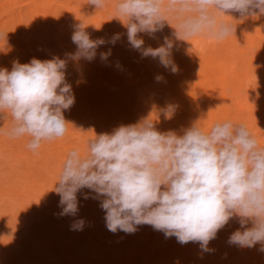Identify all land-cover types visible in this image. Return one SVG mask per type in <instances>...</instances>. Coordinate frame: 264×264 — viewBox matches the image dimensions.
Returning a JSON list of instances; mask_svg holds the SVG:
<instances>
[{
	"label": "clouds",
	"instance_id": "9594fccd",
	"mask_svg": "<svg viewBox=\"0 0 264 264\" xmlns=\"http://www.w3.org/2000/svg\"><path fill=\"white\" fill-rule=\"evenodd\" d=\"M88 3L96 11L108 6V0ZM113 9L126 28L131 48L142 58L158 59L175 74L179 69L173 59V40L165 36L153 48L145 46L138 34L157 39L167 23L175 29L177 40L222 41L235 33L237 24L227 23L221 14L238 13L243 22L264 15V0H115ZM85 27L81 23L73 31L76 50L65 58L54 55L41 61L34 57L25 64L13 61L11 70L0 68V114L11 117L10 126L0 135L27 138L33 152L42 143L65 136L69 123L64 112L75 103L67 81L69 62H92L97 55L107 61L111 48L99 49L115 46L122 38L115 33L107 39H92ZM53 191L60 197L61 217L77 216L80 193L84 199L99 200L105 226L113 234H134L140 226L149 225L181 245L197 242L202 252H211L210 241L237 217L239 227L230 234L228 244L241 249L259 245L264 252V145L243 123L216 122L205 130L197 121L163 132L150 118L121 124L111 133L94 135L83 152L73 147ZM85 223L74 219L70 230L82 231Z\"/></svg>",
	"mask_w": 264,
	"mask_h": 264
},
{
	"label": "rangeland",
	"instance_id": "374dc122",
	"mask_svg": "<svg viewBox=\"0 0 264 264\" xmlns=\"http://www.w3.org/2000/svg\"><path fill=\"white\" fill-rule=\"evenodd\" d=\"M18 1H20V3L14 5L16 10H18V6L19 9L20 6L28 7L27 5H24L26 2L23 0ZM71 1L73 0H67L66 2L71 5ZM111 1L115 3V0H109L108 3ZM80 2L81 5L78 3L80 6L78 5L77 7L76 16L81 17L84 20V18L90 16L87 12V8L93 5L88 4L89 0H81ZM23 7L21 10L22 13H25L27 10L23 9ZM15 8L14 12H16ZM54 10L55 7H51L49 12ZM78 10L82 15L78 13ZM17 12H19V10ZM99 14H102L99 19L103 20L106 18L104 9L103 11L98 10V15ZM67 15L69 14L66 13L63 16L66 17ZM25 16L26 18L28 17V23H30L29 21L33 22L34 18H32V16H28L27 14H25ZM7 17L8 15L5 10L0 8V22L4 23V21L8 19ZM109 17H114L111 19L108 18L109 24H106L104 28H102L104 25L102 26L101 24L98 26V32H92L94 34L98 33V35L102 34V36L105 35L103 37L107 39L111 37L114 32L122 31L123 24L121 25L117 20L116 13L112 11ZM85 22L89 24V20H86ZM1 23L0 25H2ZM13 23L12 25H15ZM88 24L87 26H89ZM12 25V28L10 27L8 30L3 29L2 33H0V38L6 40L7 44H14V47L11 46V49L21 43L22 36L25 35V33L23 35L14 34L13 32L15 29ZM166 26L167 25H165L163 29H166L165 31L168 29ZM119 27L122 29H119ZM50 30L52 31L51 27ZM104 30H107L108 32L110 31L109 34L111 35L107 34L108 32ZM33 32L34 34L32 33V36H36L34 39H38L39 36L37 35V29ZM90 32L91 31L88 33L90 34ZM92 32L90 37L94 36ZM162 32L163 31L156 34L157 39H150V44H152L151 47L156 48V46L158 47L160 45V39L161 36H163ZM170 32L171 31H169V33ZM44 37L42 36V38ZM51 37L52 40H54V36ZM51 37H49L50 40ZM97 37L101 36H95V38ZM55 41H50V44H48V49L51 50H49L48 54H46V50L43 51L38 49L40 47H42L40 49L44 48V46L38 42L37 44L35 42L36 46L31 43L32 46L29 45L28 48L21 44V50H25V53L23 54H26L27 52L26 55H23L25 57L22 56L25 58V60H23L24 63H22H28L34 57L41 61L49 60L54 55L65 58L66 53H72L76 50V45L71 41H69L70 44L64 41L61 42L62 40L59 41V43L61 42L60 44H57ZM206 41L207 43L212 44L211 40ZM117 43L115 46L112 47L109 45V47L111 46V48L115 47L114 49H117V46L120 44ZM39 44L42 46H39ZM175 45L177 46V50H175L176 52L178 51L175 53L181 61H185H183L184 63H186V61L192 56L195 58L202 56L201 51H196V49L192 47H187L189 53L186 54L185 51L181 50V44H179L178 40ZM119 46L122 48L121 44ZM179 46L180 50L178 48ZM107 49L108 48H106V50ZM100 50L101 48L99 51ZM125 51L126 49L123 47L121 49L122 55L118 57L117 55L113 57L110 56L111 58L109 57L107 61H101L99 55H97V60L95 59L92 61L93 65L95 64V68L91 65L93 68L92 71L98 73H95V76L91 73H87L88 71L85 67L86 64L84 60H82L84 64L81 61L69 62L67 68V81L72 85L75 103L69 110H65L64 112L66 121H69L67 127L69 128L70 125L72 126L71 129H68L64 137L51 142H44L39 150L33 152L27 147V138L13 140L9 139L7 136L0 135V264H245V261L238 262L239 258L243 256V249L236 246L233 247V245H229L227 242L230 234L233 232L232 220L229 221L227 228L225 226L221 229L217 233V237L210 241L211 244L214 243V248L216 250H220V248L223 247L225 249L224 251L230 253V255L228 257H216L214 252H205V256L195 259L197 255L193 242L181 245L177 242L175 237L166 239L162 232L153 230L149 225L140 226L139 230L134 234H125L123 232L113 234L108 231L105 226V213L100 207L99 200L91 198L84 199L80 193H78L79 212L77 216L61 217L58 215L60 212V208L58 207L60 197L53 191V189L59 178L61 165L63 164L67 153L73 147H79L83 152L86 150L87 141L94 137V135H99L103 132L111 133L114 128L121 124H134L137 121L147 118V115L149 118L153 119L154 115L151 114V112H162L164 108L166 112L171 113L172 108L176 105L174 103L170 104L169 101L175 94L173 91L174 84L170 81L167 82L162 79L158 81L156 79L157 76H154L152 71H150L153 84H151L147 90L144 86L146 85L148 87V85L143 83L142 78L125 76L124 72L127 70H124L123 72L120 70L121 73H119V69L121 68H118L117 64L121 67V65L126 66V64H129L132 61L131 56H126L128 53ZM3 52L4 55L1 54ZM44 52L45 55L43 54ZM5 54L6 51L0 48V57L2 56L0 58V68H4L5 66V68L8 69L5 63V60L7 59V57L5 59ZM128 58L131 59V61H129ZM111 59L116 66L113 65V67H111ZM116 59L120 60L116 61ZM124 59H128L129 63ZM153 60L155 63L154 68L162 67V70H165V68L160 65L158 59ZM197 60L198 59H195L194 61ZM123 61H125L126 64ZM108 62L111 64L109 65ZM193 62L191 60V64ZM184 63V67L187 68L190 66V64ZM105 68H107V70ZM103 70L105 72H103ZM110 70L112 72H110ZM115 72L117 77L113 75ZM99 73L102 74L100 75ZM114 76L116 77L115 79L118 77L120 79H126L128 77L129 79V81L125 83L126 85L123 81L119 82L118 85L120 89L115 93L116 96L119 94L123 97H125V92H127L126 95H130H127V100H130L133 103H131L132 106H128L129 108L123 107L119 109L117 102H115L114 105V97L116 96H111L107 91L106 81H111L114 79ZM179 95L190 99L196 98L195 95L190 94L188 90L181 94L177 93V96ZM231 103L234 102L231 101L230 104ZM96 105H98V114L92 115L91 106L96 107ZM99 105H101V108ZM175 108L176 110L179 109L183 112L186 107L183 108V105L177 107L176 105V107L173 108V111ZM181 108H183V110ZM190 108H186V111L189 109L190 112H183L182 114L186 115L188 113V116H190L192 113H198L192 112ZM101 109L103 111H101ZM117 109L119 110L118 113L115 112L118 111ZM104 111L106 113H103ZM110 111L117 115L109 117L108 113H110ZM129 112H131V116L129 115ZM216 112L219 111L216 110ZM122 113L124 115L126 113L129 116H124ZM201 116L202 115H199L198 117L200 118ZM135 117H137L136 120ZM130 118L133 119V122L129 121ZM176 123L175 126L172 125L175 128L173 127L171 129L179 130L181 127L187 128L195 122H191V124L184 126V120L180 121L178 119ZM10 124L11 117L7 114H0V131L8 128ZM209 125L210 124L206 123L202 127L207 130L206 128H209ZM170 127L159 126L158 128L156 125L157 130L162 132L169 130ZM88 191V189L82 190V192ZM81 218L86 222L84 229L82 231L70 230V225L73 220ZM50 228L52 229L50 230ZM182 248L185 249L186 254L180 252ZM254 248L257 250L259 249L258 246ZM106 249L110 253L109 255H106ZM103 259H106L107 262L102 263ZM261 262L262 261H260V263Z\"/></svg>",
	"mask_w": 264,
	"mask_h": 264
},
{
	"label": "bare ground",
	"instance_id": "6f19581e",
	"mask_svg": "<svg viewBox=\"0 0 264 264\" xmlns=\"http://www.w3.org/2000/svg\"><path fill=\"white\" fill-rule=\"evenodd\" d=\"M23 1L26 2L24 5H27L28 7L20 6V9H19V6H18L17 9L19 10V12H17L18 10H16L14 5H16V3L17 4L20 3V1L0 0V8H3L6 14L8 15L7 17L8 19L4 21V23L0 22L2 24L0 25V33H2L3 29L8 30L11 27L13 22H14L13 24H15V25H12L13 28L15 29V31L13 32L14 34L23 35L25 33V35L22 36V40H21L22 42L16 45L15 48H12V49H11V46L14 47V44L13 45L7 44L6 40H4L3 38L2 39L0 38V48L6 51L5 59L6 57L7 59L5 60L6 61L5 63L9 70H11L12 68L13 61H19V63L21 64L24 63L23 60H25V58L23 57L25 56L23 55H26L27 52L26 54H23L25 53L24 52L25 50H21L22 49L21 44L22 46H25L26 48H28V46L31 45V43L32 45L36 46L38 42L42 44L44 48L43 49H40L42 47L40 48L37 47V48L43 51L46 50L47 51L46 54H48L50 50L48 49L49 47L48 44H50V41L52 42L56 40L55 42H57L58 44L59 41L62 40L61 42L64 41L70 44L69 41L72 42L71 36H72L73 31L76 30L81 23H84V25L86 26L85 31L87 33L89 31L98 32L99 25L101 24L102 26L104 25L102 27L104 28L106 24H109L108 18H110L109 17L110 13L114 11L112 10L114 2L111 1L108 3V6L104 9L106 18L101 20L99 18H101L100 16L102 14L98 15V10L96 11L94 5L91 7L89 6V8H87L88 10L87 12L89 13L90 16L89 17L87 16L83 20L81 17L76 16L77 15L76 11L78 9L77 7L81 3L80 2L81 0H73L71 1L72 2L71 5H69L66 2L67 0H23ZM22 7L23 9L27 10L26 12L23 11L25 13H22V10H21ZM51 7H55V10L52 12H49ZM14 8L16 12H14ZM66 13L69 15L64 17L63 15ZM78 13L80 14V11ZM25 14H27L28 16H32V18H34L33 22L29 21L30 23H28L27 22L28 17L26 18ZM229 15H231L233 18L231 16H224L221 14V19L233 25L237 24L236 30L234 34L229 35L226 39L222 41H216L214 39H208V38H203V37L192 38L188 42L178 40L179 44H181L180 45L181 50L185 51L186 54L189 53V49H187V47L188 48L192 47V48H195L196 51H201L202 56L199 58L198 57L195 58L194 56L189 58L186 61V63L190 64V66L186 68L183 66V63L185 61L183 60L184 61L183 62L181 61L180 58L177 57L176 53L178 51L176 52L177 50L176 49L177 46H176L175 47L176 50L174 49V52H173V59L176 65L178 66L179 70L175 74H173L170 70L168 71L166 69L162 70V67L154 68L155 63L153 62L154 60L151 57L142 58L139 52L132 49L131 46L128 44L125 26L123 25V29L119 27V29H122V31L114 32L113 34L121 33L122 38L118 42L122 45V48L124 47L126 49L128 53L126 56L129 55L132 58V61L131 59L128 58L129 61H131L130 63L128 59H124V60H127L129 64H126L125 61H123L126 64V66L121 65V67H119L121 68L119 69V73L123 72L124 70H127L125 71L126 73L124 72L125 76L127 75V76H135L137 78H142L143 83L148 85V87L145 85L144 88L148 90L150 85L153 84V81L151 79V72H150L152 71V74H154V76H161L163 81H167V82L170 81L171 83L174 84L173 91L175 94L169 100L170 104L174 103L177 105V107H180L181 105H183V108L191 107L190 109L192 110V112H198L197 114L192 113V115L190 116H188V113L186 115H183L182 114L183 112H190L189 109L186 111V108H185V110L181 112V110L179 109L176 110L175 108L173 111V108L176 107V105L174 107L172 106L173 108H172L171 113L166 112V110H164L165 108L162 110V112H159V111H155L154 113L151 112V114L154 115L153 120L155 124L158 126V128L159 126H162V127L171 126L170 127L171 129L177 124L176 122L178 121V119L180 121L184 120V124H183L184 126L191 124V122L198 121L200 126H204L206 123L210 124L209 128H211V126L216 122L231 121L234 124L243 123L247 125L249 130L257 138L258 142L261 145H264V15L247 17L243 19V22L239 21L240 16L238 13L233 12V13H229ZM114 17H111V18H114ZM119 18L122 21H124L123 17H119ZM85 19L89 20V24L85 22L86 21ZM117 20L122 25V22L119 19ZM112 22L114 23L113 20ZM87 24L89 26H87ZM90 24L93 26H91ZM165 25H167L166 27H168V29L167 31H165L166 29L163 30L162 32L163 36H161L160 44L163 43V39L165 36L173 40L175 44L177 42L176 37L174 35L175 29L169 26L167 23ZM173 26H174V23H173ZM50 27L52 28V31L50 30ZM36 29L38 31L37 35L39 36V38L41 35L40 39L39 38L34 39L36 36H32L34 34L33 31H36ZM104 31H107V30H104ZM169 31L172 32V33L170 32L171 35ZM91 32H90V35H91ZM109 32L107 34H109ZM41 33H44V34H41ZM48 34L51 36H54V40H52V37L49 36ZM92 34L94 35L93 36L94 38L91 36L93 39H96L95 36H101V37L105 36V35L102 36V34L98 35V33L94 34L93 32ZM42 36L43 37L45 36V37L42 38ZM138 36H142L144 38L145 46H152V44H150L151 40L147 36V34L141 33V34H138ZM49 37H51V40ZM206 40H211L212 44L207 43ZM40 44L39 46H42ZM109 45L108 46L106 45L105 47H101L100 51H107L108 49L106 50V48H111L112 46L111 45L109 47ZM119 45L117 46L118 47L117 49H114L115 47L111 48V57L115 55H117V57L122 55V52H121L122 48H120ZM180 46L178 47L179 50H180ZM45 52L43 53L44 55H45ZM1 54L4 55V52ZM112 59H111V62H112L111 67H113V65L116 66L115 64H113L114 62L112 61ZM193 59L194 60L198 59V60L194 61ZM117 60L118 59H116V61ZM191 60L192 62L194 61L192 64H191ZM84 62L86 64L85 67L87 68V71H88L87 73H91L94 75L96 72L92 71L93 70L92 66L95 68L94 66L95 64L93 65V62H91L92 64L90 62H86V61ZM84 62L82 63L84 64ZM110 64L111 63H109V65ZM105 69L107 70V68ZM104 70L103 72H105ZM110 72L112 71L110 70ZM113 75L117 77L116 72ZM115 76H114V79L111 78L112 79L111 81H106L107 91L111 96L115 95V93L120 89L118 85L119 82L123 81L125 84L126 82L129 81L128 77L126 79H120L119 77L115 79L116 78ZM186 90H188L190 94H194L196 98L190 99V98L180 96V95L177 96V93L181 94L185 92ZM126 93L127 92H125L124 94L125 97L120 96L119 94H118L119 96L115 95L116 97H114V100H115L114 105H115V102H117L119 109L123 107L132 106L131 103L133 102H131L130 100H127V97L130 95L127 94L128 95L127 96ZM231 101H233L234 103L230 104ZM99 106L101 108V105ZM183 108L181 109L183 110ZM91 110H92L91 111L92 115L98 114V105H96V107L91 106ZM216 110H218L219 112H216ZM101 111L103 110L101 109ZM115 112L118 113L119 110ZM103 113H106V112L104 111ZM108 115L110 117V116L117 115V114H114L113 112L110 111ZM125 115H128V114L125 113ZM129 115L131 116V112H129ZM199 115H202V116L199 118L198 117ZM147 118H149L148 115H147ZM136 119L137 117H135V120ZM129 121L133 122V119L130 118ZM71 127L72 126L70 125L68 129H71ZM209 128H206V129H209ZM237 219H238L237 217H233L232 219L231 223L233 225V231H235L239 227V224L236 222ZM248 226H251V225L249 224ZM226 228H227V225H226ZM51 229L52 228H50V230ZM193 244L195 245L194 248H195V252L197 255L195 259L198 257L205 256V252H202L200 250L199 244L197 242H193ZM257 246L259 247V245ZM209 248L212 249L211 253L214 252V255L216 257H228L230 255V253L224 251L225 249L223 247L220 248V250H216L214 248V243L213 244L209 243ZM180 252L182 254H186L184 248H182ZM105 253L106 255L110 254L107 249ZM245 256H246V259H245ZM243 261H245V264H264V252H261V251L259 252L256 248H251V250L250 249L246 250L245 248L243 249V256L239 258L238 262L240 263ZM260 261L262 262L260 263ZM106 262H107L106 259L102 260V263H106Z\"/></svg>",
	"mask_w": 264,
	"mask_h": 264
}]
</instances>
